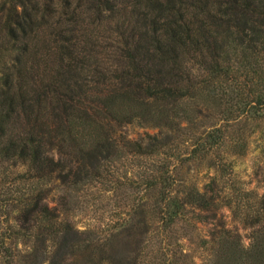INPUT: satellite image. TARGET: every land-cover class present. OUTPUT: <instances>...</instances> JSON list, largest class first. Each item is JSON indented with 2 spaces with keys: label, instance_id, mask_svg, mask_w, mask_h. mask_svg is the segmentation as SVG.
<instances>
[{
  "label": "trees",
  "instance_id": "trees-1",
  "mask_svg": "<svg viewBox=\"0 0 264 264\" xmlns=\"http://www.w3.org/2000/svg\"><path fill=\"white\" fill-rule=\"evenodd\" d=\"M223 97L264 109V0H0V172L21 167L30 185L0 192V264H139L73 225L69 192L49 207L48 185L91 184L123 151L156 155L186 134L205 159L227 136L196 130L187 105ZM133 124L159 132L131 141ZM207 170L202 186L152 174L128 232L143 223L160 252L179 224L206 223L204 264H264V195L227 188L221 161ZM222 206L251 229L247 245Z\"/></svg>",
  "mask_w": 264,
  "mask_h": 264
},
{
  "label": "rangeland",
  "instance_id": "rangeland-1",
  "mask_svg": "<svg viewBox=\"0 0 264 264\" xmlns=\"http://www.w3.org/2000/svg\"><path fill=\"white\" fill-rule=\"evenodd\" d=\"M98 41L100 43V39ZM197 103L196 106L187 105L189 114L196 116V130L210 125L221 127L227 136V142L221 149L213 150V154L202 159L199 154H193L194 142L186 134L172 140L170 146L156 155L123 151L105 166L98 181L68 189L58 182L48 185L52 191L47 205L53 207L51 198L56 199L61 192H69L73 225L80 230L93 228L101 241L110 240L112 250L121 258L138 254L139 264H204L209 257L205 243L212 230L209 224L198 222L195 230L179 224L183 229L177 227L175 237L182 236L176 240L178 245L162 244L160 252H157L155 240H149L144 234L143 223L137 226L134 234L128 232L134 211L146 202L147 181L152 174L157 176L164 168L173 170L180 179H190L202 186L213 176L207 167L221 161L225 168L222 182L224 185L227 183V188H242L258 197L264 195V109L253 107L254 103L243 106L238 100L230 102L224 97L221 100L201 98ZM199 110L201 116L197 114ZM186 126L185 123L181 125L182 128ZM121 131L129 140L139 141L148 135L158 134L159 129L133 124L124 126ZM23 171L21 167L1 168L0 192L3 196L16 198L30 192V185L18 179ZM218 218L228 230L240 236L244 245L249 243L251 229L234 217L228 207L222 206ZM7 224L4 222L2 228Z\"/></svg>",
  "mask_w": 264,
  "mask_h": 264
}]
</instances>
